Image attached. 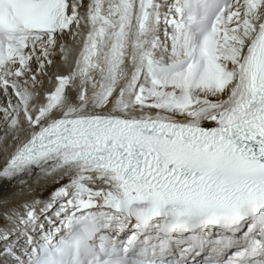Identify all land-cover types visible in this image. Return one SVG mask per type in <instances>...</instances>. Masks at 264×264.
<instances>
[{"label": "snow or ice", "instance_id": "obj_1", "mask_svg": "<svg viewBox=\"0 0 264 264\" xmlns=\"http://www.w3.org/2000/svg\"><path fill=\"white\" fill-rule=\"evenodd\" d=\"M0 155V264H264V0H0Z\"/></svg>", "mask_w": 264, "mask_h": 264}, {"label": "bare ground", "instance_id": "obj_2", "mask_svg": "<svg viewBox=\"0 0 264 264\" xmlns=\"http://www.w3.org/2000/svg\"><path fill=\"white\" fill-rule=\"evenodd\" d=\"M57 63H59V57H57ZM65 70L66 69L61 68V71H65ZM53 71H55V69H53ZM2 163H3V159H2V155H0V164H2ZM49 187L50 186H46L43 190L38 192V195H39L40 198L46 199L48 197V195H50Z\"/></svg>", "mask_w": 264, "mask_h": 264}]
</instances>
